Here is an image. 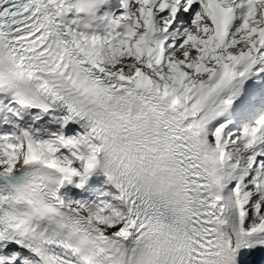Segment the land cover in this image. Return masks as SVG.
<instances>
[{"label": "snow or ice", "instance_id": "6c2138e0", "mask_svg": "<svg viewBox=\"0 0 264 264\" xmlns=\"http://www.w3.org/2000/svg\"><path fill=\"white\" fill-rule=\"evenodd\" d=\"M0 264H264V0H0Z\"/></svg>", "mask_w": 264, "mask_h": 264}, {"label": "rangeland", "instance_id": "374dc122", "mask_svg": "<svg viewBox=\"0 0 264 264\" xmlns=\"http://www.w3.org/2000/svg\"><path fill=\"white\" fill-rule=\"evenodd\" d=\"M94 190V191H93ZM100 187L99 186H95V185H90L87 183L84 186L83 190H79L81 193V196H83V198L88 199L90 201H92L93 203L96 202L97 198L98 199H106L104 196L100 195L102 192L104 191H100ZM73 198H80L79 196H74L72 195Z\"/></svg>", "mask_w": 264, "mask_h": 264}, {"label": "bare ground", "instance_id": "6f19581e", "mask_svg": "<svg viewBox=\"0 0 264 264\" xmlns=\"http://www.w3.org/2000/svg\"><path fill=\"white\" fill-rule=\"evenodd\" d=\"M77 178H74V182ZM105 178L102 176V175H93L92 177L89 178V181L87 182V185L88 184H92V185H95V184H101L103 185V188L109 190V191H112V192H115L114 189H111V186L110 185H107L105 182ZM72 186L69 185L67 188L65 189H62L61 190V193L63 194L64 192H67V194L69 196H72V194L76 191L75 189H73L72 191H68V188H71Z\"/></svg>", "mask_w": 264, "mask_h": 264}]
</instances>
